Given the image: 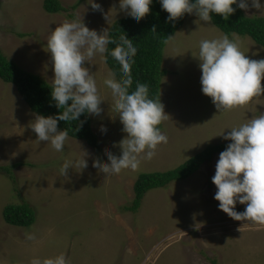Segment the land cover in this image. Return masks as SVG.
Returning a JSON list of instances; mask_svg holds the SVG:
<instances>
[{
  "label": "rangeland",
  "instance_id": "374dc122",
  "mask_svg": "<svg viewBox=\"0 0 264 264\" xmlns=\"http://www.w3.org/2000/svg\"><path fill=\"white\" fill-rule=\"evenodd\" d=\"M44 1L0 0V50L51 85L54 71L46 41L52 30L78 15L99 33L128 17L119 11V0H95L104 13L112 10L110 24L101 12L92 11L87 0H60L69 10L58 14L46 12ZM80 1L77 9H71ZM244 13L264 17L253 8ZM198 19L189 15L164 51L163 66L169 74L162 81L161 103L168 116L161 132L168 143L158 146L154 158L142 160L134 172L124 170L106 177L92 166L97 158L108 163L107 152L119 156L120 149L113 145L126 135L119 119H113L111 92L104 85L111 70L99 55L84 66L95 74L104 101L101 116L91 117L101 154L69 136L63 152L37 141L29 127L36 114L13 84L0 79V167L25 165L13 170L16 183L0 172V264H30L34 257L43 260L60 254L69 264H264V225L233 220L214 199L217 188L212 177L220 154L188 180L148 192L136 213L128 210L141 174L174 170L212 146L228 144L220 135L264 114V94L219 113L202 93V73L193 55L198 54L202 40L226 34L213 21L197 24ZM238 37L249 59H264L263 47L248 36ZM102 128L108 130L107 135ZM85 152L89 167L70 169L68 176H62L63 162L76 161ZM24 201L37 212L36 223L31 228L7 224L5 207ZM245 207L237 203L235 210L243 212ZM197 222L203 224L199 230L193 227ZM26 233L35 234L36 239H26Z\"/></svg>",
  "mask_w": 264,
  "mask_h": 264
},
{
  "label": "clouds",
  "instance_id": "9594fccd",
  "mask_svg": "<svg viewBox=\"0 0 264 264\" xmlns=\"http://www.w3.org/2000/svg\"><path fill=\"white\" fill-rule=\"evenodd\" d=\"M152 3L153 0H119V11L140 23L150 14ZM159 3L169 14V22H175L185 14H195L199 18L197 24L211 23L213 13L228 21L236 11L233 5L245 12L253 8L264 15L261 0H159ZM87 4L93 12H101L110 24L112 10L104 13L95 0H87ZM152 32H156L155 26ZM174 39L175 36H169L164 42L170 43ZM109 45H115L114 49L109 51ZM46 47L54 71L51 98L62 113L35 115L29 127L37 135V141L47 142L55 151L63 152L68 130H59L58 122H77L85 114L101 116L104 101L99 94L95 74L84 65L97 55L106 63L108 54L122 72L121 79H117V74L109 71L104 85L111 92L113 119H119L126 135L113 145L120 149L119 156L107 152L108 163L97 158L92 166L106 177L119 175L124 170L134 172L142 160L154 158L158 146L168 143V137L159 128L168 116L161 100L150 98L149 87L144 83L137 82L135 90L130 91L133 85L131 68L138 48L126 35L114 37L109 28L99 33L95 29L90 30L77 15L51 31ZM193 56L199 61L202 73V93L211 98L219 113L247 105L254 97L264 94V59H249L241 51L240 38L236 33H232L231 39L223 35L218 39L202 40L198 54ZM84 122L80 121L81 127ZM101 131L108 134L106 128ZM220 136L230 143L220 153L212 177L217 188L214 199L219 202V210L235 221L264 225V114ZM87 157L88 153L76 161L66 159L59 169L61 175L68 176L69 170L74 168L87 169ZM237 203L246 205L243 212L235 210ZM201 226L200 222L193 225L196 230ZM26 239L35 240L36 236L26 233ZM30 264H69V261L60 254L43 260L34 257Z\"/></svg>",
  "mask_w": 264,
  "mask_h": 264
},
{
  "label": "trees",
  "instance_id": "16d2710c",
  "mask_svg": "<svg viewBox=\"0 0 264 264\" xmlns=\"http://www.w3.org/2000/svg\"><path fill=\"white\" fill-rule=\"evenodd\" d=\"M83 1L78 2L71 9H77ZM194 2V0H193ZM235 13L228 21L221 16L212 14L214 25L226 35L236 33L240 36H248L258 45L264 48V17H248L244 11L237 5H233ZM43 8L50 14L68 12L60 0H45ZM168 13L162 9L159 0H153L150 14L140 23L134 22L129 16L117 20L112 24L110 31L114 37L124 34L138 48L137 55L134 57L131 74L133 85L131 90H135L136 83H144L149 87V96L152 99L161 100V88L163 78L169 72L164 68V51L168 43L165 39L169 36H175L180 30L189 14L175 22H169ZM71 18H74L71 15ZM153 26L156 32H152ZM22 36V35H21ZM115 45H109V51L114 49ZM107 55V66L111 71L117 74V79H121L122 69L110 55ZM0 79L5 83L13 84L34 114L44 116H55L62 113L61 109L55 106L51 98V84L43 80L40 76L23 70L15 62L11 61L0 50ZM80 121H85L80 126ZM162 131L163 124L159 125ZM59 130H68V136L74 139L83 140L92 147L97 153H102L98 136L93 131L92 120L90 116L82 115L77 122L60 121L58 122ZM227 147L225 145L212 146L202 153L196 155L182 166L163 173H145L138 177L135 183L134 192L135 200L133 206L128 208L129 211L136 213L144 197L148 192L155 189H162L176 181L188 180L193 176L206 161H211L216 154H220ZM25 166L23 163H16L11 167H0V172L10 176L16 183L13 170ZM27 166V165H26ZM4 220L7 224L14 227L31 228L37 220V212L30 203L22 202L18 205H7L3 213Z\"/></svg>",
  "mask_w": 264,
  "mask_h": 264
},
{
  "label": "crops",
  "instance_id": "0c3cea01",
  "mask_svg": "<svg viewBox=\"0 0 264 264\" xmlns=\"http://www.w3.org/2000/svg\"><path fill=\"white\" fill-rule=\"evenodd\" d=\"M104 258H105V255H104Z\"/></svg>",
  "mask_w": 264,
  "mask_h": 264
}]
</instances>
